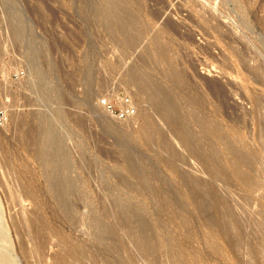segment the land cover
I'll return each mask as SVG.
<instances>
[{
    "label": "rangeland",
    "instance_id": "obj_1",
    "mask_svg": "<svg viewBox=\"0 0 264 264\" xmlns=\"http://www.w3.org/2000/svg\"><path fill=\"white\" fill-rule=\"evenodd\" d=\"M86 1L0 0L11 252L20 264H264V0H119L132 45ZM166 92L169 118H152L146 106ZM62 129L63 184L47 166L53 151L62 158L49 141Z\"/></svg>",
    "mask_w": 264,
    "mask_h": 264
},
{
    "label": "bare ground",
    "instance_id": "obj_2",
    "mask_svg": "<svg viewBox=\"0 0 264 264\" xmlns=\"http://www.w3.org/2000/svg\"><path fill=\"white\" fill-rule=\"evenodd\" d=\"M221 1V0H220ZM207 2H211L215 4V0H207ZM218 2V0H217ZM216 2V3H217ZM219 3V2H218ZM84 11H93L95 13V16L97 18H100L101 20H105L107 22V24H109V26L107 28L112 29V26H115V33L118 35L123 36L127 42H129V45H132L131 43H133V41H131L132 39V33L130 31V26H132V24L134 23V17L131 15V13L128 10V8L125 6H123L121 4V2L119 0H87L86 3L84 4ZM127 9V10H126ZM156 10V9H155ZM160 10V9H159ZM157 11V10H156ZM161 14V12H160ZM156 15V14H155ZM154 15V16H155ZM159 15V14H158ZM160 16V15H159ZM111 25V26H110ZM107 26V25H105ZM111 30V31H112ZM110 32V30H107ZM114 34V32H113ZM156 50H158V54L163 56V50L162 47H158L156 48ZM170 65L172 66V64L170 63ZM167 75H169L172 78V82L173 83H182V85H188L190 84L189 80L187 79V77H185V75L182 73L181 70H175V69H171L169 67V69H166L165 71ZM128 81L130 84L132 85H136V90L138 89V92H140L141 90H143L145 84L144 82L139 78V75L137 73L136 70L134 69H128ZM153 84V83H152ZM154 84H156L154 82ZM205 85L208 89L211 90V92H217V94H221L222 95V90L220 91V86H218V84L214 81H207L205 82ZM220 85V84H219ZM214 93V94H215ZM151 96L155 97V92H151L150 93ZM166 96L164 98L163 101H160L159 103H151V105H147L146 109H148L147 111H149L148 113L152 116V118H154L155 116H163L166 118H169V112H168V107L167 105L169 104V100H170V94L168 92L165 93ZM213 94V95H214ZM216 94V95H217ZM156 98V97H155ZM155 100V99H154ZM153 101V100H152ZM156 102V101H155ZM129 107V106H127ZM105 109L107 110L106 106ZM172 109V108H171ZM107 112L113 114L112 112H110L109 110H107ZM134 112V111H133ZM45 118V117H44ZM148 121V120H147ZM152 121V120H151ZM149 123V122H148ZM149 125V124H148ZM146 127V126H145ZM151 129V128H150ZM149 131V130H148ZM159 131V130H158ZM149 135V134H148ZM147 136V135H146ZM151 139V138H150ZM150 141V140H149ZM148 141V142H149ZM147 142V141H146ZM57 148H59L57 146ZM55 149V148H54ZM58 152V151H57ZM60 154V153H59ZM52 169V168H51ZM56 181H59V179L55 178ZM55 182V181H54ZM61 182V181H60ZM200 182V181H198ZM53 183V182H52ZM51 183V184H52ZM54 184V183H53ZM57 183H55L54 185H56ZM60 184V183H59ZM63 184V182H62ZM58 186V185H57ZM62 186V185H61ZM60 185L58 187H61ZM53 187V186H52ZM57 188V187H56ZM63 188V187H62ZM61 192V191H60ZM59 192V193H60ZM58 193V194H59ZM63 193V192H62ZM74 193V192H73ZM60 195V194H59ZM63 195V194H62ZM65 195V194H64ZM61 197V195H60ZM66 197V196H65ZM62 198V197H61ZM60 198V199H61ZM62 200V199H61ZM60 200V201H61ZM69 200V199H68ZM68 200H65L66 202ZM63 202V201H62ZM69 202V201H68ZM71 202V201H70ZM70 205H68V203H66V207L65 208L67 211L68 209L71 210L72 208L69 207ZM72 206V204H71ZM73 207V206H72ZM214 211V210H213ZM216 211V209H215ZM214 211V212H215ZM70 213V212H69ZM67 213V214H69ZM72 215V213H70ZM74 214V213H73ZM215 214V213H214ZM220 214V213H218ZM256 215H259V217L262 218L263 222H264V212H262V210L255 212ZM78 215V214H77ZM222 215V214H221ZM76 216V215H75ZM74 216V217H75ZM73 217V216H72ZM78 218V217H77ZM206 218V217H205ZM210 218V217H209ZM79 219V218H78ZM213 219V218H212ZM226 219V218H225ZM76 220V219H75ZM74 220V221H75ZM210 220V219H209ZM79 221V220H78ZM82 222V221H81ZM220 222V221H219ZM227 222V221H226ZM80 223V222H79ZM76 224V223H75ZM224 224V222H223ZM78 226V225H77ZM143 237V236H142ZM79 252L82 250H78ZM82 254V252H81ZM0 264H14V256L12 255L11 250L9 249L8 246V231L6 229L5 226V222H4V214H3V209H2V204L0 202Z\"/></svg>",
    "mask_w": 264,
    "mask_h": 264
},
{
    "label": "water",
    "instance_id": "obj_3",
    "mask_svg": "<svg viewBox=\"0 0 264 264\" xmlns=\"http://www.w3.org/2000/svg\"><path fill=\"white\" fill-rule=\"evenodd\" d=\"M12 12V16H17L15 18L12 19V22H14L15 24L17 23V20H18V15H15V13ZM19 29H17V31H19ZM34 52V48L30 45V44H25V56L29 57V62H28V67H29V70L32 72V73H35L37 71L36 69V66H35V63L31 60V56ZM45 128H46V131L48 133L52 132V128L53 126L51 125V121L49 118H46V122H45ZM68 136V131H66L65 129H62V130H59L57 131L56 135L53 136V138H51L49 141L52 142L53 146H56L58 145V147L61 149L60 151L63 153L62 155V158L60 157V154L57 152V151H53V156L50 157V159L48 160L47 162V166L49 165L51 168H54L56 170H58L60 172L59 174V178L60 181H64V175H63V171L66 170L67 168L70 167V164H69V160H68V155L66 153V151L63 149V140ZM48 168V169H51V168ZM48 175L50 174V171H47L46 172ZM2 209H3V214H4V222H5V226H6V229L8 231V238L10 237L9 234H10V231L8 229V226H7V220H6V217H5V212H4V208L2 206ZM9 245H10V240H9ZM11 249V247H10ZM12 251V250H11ZM13 256H14V264H20V261L19 259L16 257V255L12 252Z\"/></svg>",
    "mask_w": 264,
    "mask_h": 264
},
{
    "label": "built area",
    "instance_id": "obj_4",
    "mask_svg": "<svg viewBox=\"0 0 264 264\" xmlns=\"http://www.w3.org/2000/svg\"><path fill=\"white\" fill-rule=\"evenodd\" d=\"M127 101L128 100H125V102H127ZM100 103L104 104L106 106L107 110H109L112 113H115V111L113 110V107L111 105H109V104H106L105 100H101ZM133 111L134 110L132 109V107H125L121 111H119L118 116L119 117H123L124 115L126 116L128 114L133 113Z\"/></svg>",
    "mask_w": 264,
    "mask_h": 264
}]
</instances>
